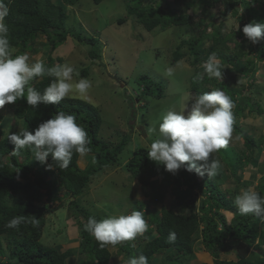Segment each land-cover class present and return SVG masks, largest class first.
Masks as SVG:
<instances>
[{
    "label": "trees",
    "instance_id": "16d2710c",
    "mask_svg": "<svg viewBox=\"0 0 264 264\" xmlns=\"http://www.w3.org/2000/svg\"><path fill=\"white\" fill-rule=\"evenodd\" d=\"M52 1L5 0L9 7V14L6 17L10 29L9 39L15 49V54L26 52L36 54L35 43L40 37H44L46 42H40V45L47 52L45 62L47 67L62 64L61 58L53 59L50 53L62 45L69 34L64 26L66 14ZM57 1L73 6L79 0ZM102 1L92 0L94 4ZM130 1L137 2V5L129 10L128 15L133 17L147 32L187 26L192 21V15H197L201 5H213L214 2V0H151L146 14L143 15L140 13L142 7L140 4L143 0ZM181 6L190 10V13H183ZM240 10L245 11L240 21H245L246 24L264 22V0L224 2L220 16L237 15ZM125 22V18L116 21L117 25ZM246 24L244 23L240 27L241 30L237 31V38L244 37L242 28ZM198 27L203 28L200 34L188 40L186 37L180 40L173 52V61L176 63L187 57L189 65L198 72L199 65L205 62L203 58L208 55V50H212L222 68H236L237 63H241L242 69H238L241 79L247 80V92L252 89L257 94L261 92L257 84L262 80L261 76L264 73V40L255 44L251 49L245 47V44L236 42L232 50L228 51L221 45L204 47L205 43L210 42L211 37L216 38L217 36L215 22L205 23L204 19H201ZM208 28H212L211 34L207 33ZM229 39L226 37L222 41L228 42ZM77 41L95 47L97 45L94 38L77 37ZM183 49L188 50L187 56L182 51ZM251 54H255L256 60L249 57ZM90 56L99 58L94 50L90 51ZM87 72L83 69L82 76H86ZM256 73L260 76L256 77ZM196 77L197 74L190 79L189 92L199 95L216 88L222 89L232 98L236 106L233 112L234 121L245 117L244 112L247 110L249 114L264 113L263 108L253 102L250 96L241 95V90L240 92L231 90L224 79L222 81L216 78L209 79L206 74L202 80H197ZM52 79L54 78L45 75L34 80L32 86L43 93ZM138 80L141 85L143 84L141 97L142 95L154 99L164 97L165 88L159 83L146 76H140ZM6 107L11 110L12 118L23 122L29 131H34L40 123L59 111L74 114L78 124L88 133L91 140V152L85 157L74 154L67 169H59L51 155L46 164L38 168L29 164V150L22 152L21 155L26 156L23 159L21 155H12L14 145L7 140L8 134L0 130V258H4V260L0 259V264H72L71 258L74 255L84 256L87 264H113L110 247L101 248L99 243L83 230L84 223L93 216L81 207V199L86 195L85 191L95 176L109 167L120 165L118 156L124 151L131 136L125 135L117 144L108 146L99 136L102 119L98 109L80 99L65 98L58 105H40L33 109L24 98L15 104H7ZM233 129L240 130V127L238 124H233ZM241 139L244 146L242 151L227 147L211 157L224 163L230 171L236 184L232 191L219 189L218 184L206 174L199 176L194 172L189 173L180 169L178 171L180 176L177 177L178 174L169 173L165 171L163 165L151 161L147 156L148 150L145 148L137 147L129 153L124 165L125 171L129 173L130 178L138 180L142 189H154L152 192H146L144 197L159 207L155 212V209H151L141 201L136 203L135 210H144L148 230L134 241H125L115 246L116 254L122 256L125 262L130 257L143 254L148 258V264H193L196 245L199 244L207 257L212 260L211 263L200 264H264V221L255 215H241L234 205V199L239 194L237 188L241 186L239 173L245 166L255 161L257 151L264 145V132L259 138L242 134ZM81 162L84 165L83 169L80 167ZM158 176L162 180L161 183L170 185V195L174 197L173 203L179 208L178 211L169 204L159 205L166 195L163 198L164 193L159 194L156 191L159 186H163L155 183ZM47 177H50V180ZM200 177L205 182L204 186L198 181ZM259 182L255 191L264 196V173ZM182 186L185 187L184 190H181ZM195 189H198L202 195L199 204H196ZM62 199L68 201V209L72 210L76 218L74 226L78 228L79 236L76 231H73L71 236L78 242L75 250L67 249L66 246L59 250V244L48 247L40 243L44 233L53 234L45 228L48 216H55V226L58 227L57 221H60L63 215L57 211L64 206L61 203L60 209L55 210L51 205L61 202ZM40 202L42 204L37 205ZM233 209H235L233 217L231 221H228L224 213L231 212ZM14 217H23L24 222L17 229L6 227ZM57 217L59 220H56ZM63 232L65 233V230ZM170 232L176 234L173 243L168 242ZM68 237L65 240H68ZM2 239L5 241V249L1 245ZM159 255L162 256L161 260L156 258Z\"/></svg>",
    "mask_w": 264,
    "mask_h": 264
},
{
    "label": "rangeland",
    "instance_id": "374dc122",
    "mask_svg": "<svg viewBox=\"0 0 264 264\" xmlns=\"http://www.w3.org/2000/svg\"><path fill=\"white\" fill-rule=\"evenodd\" d=\"M52 2L60 6L63 13L66 14L64 26L65 31L69 34L65 42L58 46L53 53H50L51 57L53 59L61 58L62 64L71 65L79 71L80 77L87 78L92 82V88L86 97L81 98L73 94L70 98L83 100L98 109L102 119L99 136L108 146L117 144L125 135L131 136V140L124 151L118 156L120 165L109 167L92 179L91 184L85 191L86 195L81 199V207L89 211L98 220L110 215H128L136 209V203L140 201L147 204L151 209H155L154 211L156 212L159 206L144 197L146 192H152L154 189H142L138 180L130 178L129 173L125 171L124 165L129 153L133 152L135 148L140 147L149 150L150 144L156 136L155 134L148 135L147 130L153 127L158 128L161 117L168 110H181L185 98L190 93V79L194 78L196 74L204 72L202 65H199L198 68L200 69H198V72L193 69L189 65L187 57L175 63L173 61V52L182 38L186 37L188 40L192 36L200 34L203 26L199 28L198 23L201 19H204L205 23L214 21L217 30L216 38L215 36L211 37L210 42L205 43L204 47L221 45L228 51L232 50L236 42L245 44V47L249 49L251 47L254 48L255 44L250 43L245 36L237 38L236 25L239 23L240 27H242L244 23L246 24L245 21L239 20L245 11L240 10L237 15L229 14L226 17H222L220 16L222 5L224 2H230V0H214L213 5H201L197 15H192V21L187 26L171 27L164 31L156 29L147 32L133 17L128 15L129 10H132L137 5V2L134 1L103 0L99 4H94L92 0H79L73 6L64 5L62 1L57 0ZM150 2L151 0L141 1L140 13L146 14L145 12ZM181 9L183 13H190V10H186L184 6H181ZM201 13H203V16H201ZM123 18L126 19V22L122 25H117L116 21ZM212 31V28H208L207 33L211 34ZM77 37L94 38L97 45L95 47L85 42H78ZM226 37L230 38L229 41H222ZM40 42L45 43L46 39L40 37L37 40L34 47L37 49L36 54L26 52L30 56V63H34L37 60L46 62L47 60L46 49L40 45ZM92 50L98 53L99 58L90 56V51ZM182 51L186 56L188 55L187 49ZM212 53V50H208V55L204 58L202 57L203 60L206 61ZM249 57L252 60H256L255 54H251ZM237 64L236 68L224 67V81L231 90L235 92H240L241 90V95L250 96L253 102L258 103L264 110V73L261 76L262 80L257 84L261 92L257 94L252 91L253 89L247 92V80L240 77L239 69H242L241 63ZM168 68L173 69V75L169 76L166 74ZM83 69L88 71L86 76H82L81 71ZM140 76H146L148 79L162 85L165 88L164 97L162 99H154L146 95L141 97L143 84L139 83L138 78ZM255 76L259 77L260 74L256 73ZM76 79L78 78L74 76V80ZM248 81L251 82V80ZM186 103L188 104V110H190L192 101L189 100ZM6 105L3 109H0L2 115L0 130H3L5 134L19 132L21 128L28 130L23 122L12 118L11 110ZM235 108L236 106L233 112ZM244 115L245 117L234 121V124H238L240 130L233 131L228 146L239 152L244 149L243 140L241 139L242 134L252 138H259L264 132V113L261 115H257L254 112L249 114L247 110ZM216 156L218 155L216 154ZM220 156L222 158L221 154ZM256 156L253 164L245 166L239 173L241 183V186L237 188L239 194L244 189L255 190L260 183L259 180L264 173V145L257 151ZM21 157L23 159L26 156L21 155ZM28 162L31 166L43 167V164L34 159L31 152ZM220 165L218 174L211 177V180L217 183L221 190H234L236 184L230 171L225 167L224 163L220 162ZM80 167L83 169L84 165L81 164ZM176 174H178L177 177L180 176L179 172ZM47 179H50V177H47ZM198 181L204 186L205 182L201 177L198 178ZM161 182L162 180L158 176L155 183L163 186H159L156 191L159 194L164 193L163 198L166 196L158 204H169L178 211L179 208L173 203L174 197L170 195V185H165ZM194 194L196 195V204H199L202 195L198 189L194 190ZM64 201L62 199L61 202L51 205L53 209L57 210V208L60 209V205L63 203L64 207L57 211L63 216H61L60 221H57L59 228L55 226L54 215L46 218L45 228L53 232V234L44 233L40 243L48 247H54L55 244H59V250L65 248V246L67 249L75 250L78 247V242L71 236L73 231H76L79 236V231L74 226L76 218L73 216L72 210L68 209V201ZM40 204L42 202L37 203V205ZM236 210L238 209L236 208ZM142 211L144 212V210ZM234 212L235 209L224 213L228 221H231ZM56 220H59V218L57 217ZM64 230L65 233L63 232ZM66 237H68V240H65ZM1 245L5 249L4 239L1 240ZM115 249L114 247L109 248L113 264H126L123 257L116 254ZM159 257L161 260L162 256L159 255L157 258ZM0 259L4 260L2 257ZM71 259L73 260L72 264H87L84 256L74 255ZM210 261L212 260L207 257L201 246L197 244L192 263H211Z\"/></svg>",
    "mask_w": 264,
    "mask_h": 264
},
{
    "label": "clouds",
    "instance_id": "9594fccd",
    "mask_svg": "<svg viewBox=\"0 0 264 264\" xmlns=\"http://www.w3.org/2000/svg\"><path fill=\"white\" fill-rule=\"evenodd\" d=\"M8 14V4L0 0V109L24 98L36 109L40 105H58L73 94L86 97L92 82L80 77L79 71L71 65L47 67L43 60L30 63L27 53L15 54L6 22ZM236 29L241 30L239 23ZM242 32L250 43L257 44L264 40V22H250L243 26ZM202 67L204 73L198 74L197 80H202L204 74L209 79L223 80L224 68L215 53L210 54ZM166 74L173 75V69L168 68ZM45 75L54 79L41 93L32 82ZM74 76L78 79L74 80ZM189 100L192 101L190 110L186 103ZM234 107L232 98L219 88L199 95L189 93L180 111L168 110L161 117L158 128L147 130L148 135L156 136L150 144L148 158L172 174L184 169L199 176H216L221 165L219 160L211 157L229 146L234 131ZM7 140L14 145L12 155L20 156L24 150H29L41 164H46L51 155L59 169H67L74 154L85 157L91 152L87 131L78 124L74 114L64 111L55 113L34 131L21 128L18 133L9 132ZM234 205L241 215H255L264 221V196L259 192L242 190L235 197ZM23 222V217H14L6 227L17 229ZM148 227L144 212L133 210L128 215H110L101 220L89 217L83 230L105 248L134 241L143 236ZM175 239L176 234L170 232L168 242L173 243ZM126 264H148V258L140 254L127 259Z\"/></svg>",
    "mask_w": 264,
    "mask_h": 264
},
{
    "label": "bare ground",
    "instance_id": "6f19581e",
    "mask_svg": "<svg viewBox=\"0 0 264 264\" xmlns=\"http://www.w3.org/2000/svg\"><path fill=\"white\" fill-rule=\"evenodd\" d=\"M64 184V183H63ZM60 200V199H59ZM86 201V200H85Z\"/></svg>",
    "mask_w": 264,
    "mask_h": 264
},
{
    "label": "crops",
    "instance_id": "0c3cea01",
    "mask_svg": "<svg viewBox=\"0 0 264 264\" xmlns=\"http://www.w3.org/2000/svg\"><path fill=\"white\" fill-rule=\"evenodd\" d=\"M159 258H160V257H159ZM159 258H158V259H159Z\"/></svg>",
    "mask_w": 264,
    "mask_h": 264
}]
</instances>
